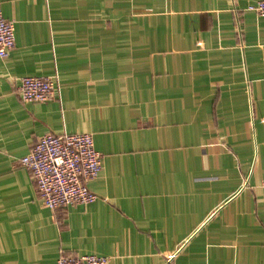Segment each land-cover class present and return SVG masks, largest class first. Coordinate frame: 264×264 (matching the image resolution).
<instances>
[{"label": "crops", "instance_id": "0c3cea01", "mask_svg": "<svg viewBox=\"0 0 264 264\" xmlns=\"http://www.w3.org/2000/svg\"><path fill=\"white\" fill-rule=\"evenodd\" d=\"M257 0H0V264H264V22ZM237 20V22H236ZM54 75L21 101L22 75ZM88 132L86 204H40L19 164Z\"/></svg>", "mask_w": 264, "mask_h": 264}, {"label": "built area", "instance_id": "2783aa9c", "mask_svg": "<svg viewBox=\"0 0 264 264\" xmlns=\"http://www.w3.org/2000/svg\"><path fill=\"white\" fill-rule=\"evenodd\" d=\"M251 9L264 22V0H257ZM237 22V20H236ZM14 42L13 22L0 13V58L7 55ZM56 88L54 75H22L18 78L17 93L21 101H43L53 96ZM18 162L26 168L35 185L40 204L55 209L73 204L92 202L97 196L87 188V181L100 169V154L93 147L88 132L38 136ZM264 186V174L261 179ZM171 258L167 254L163 264ZM106 255L85 253L58 254L55 264H108Z\"/></svg>", "mask_w": 264, "mask_h": 264}]
</instances>
